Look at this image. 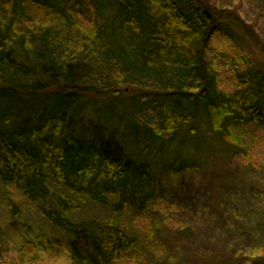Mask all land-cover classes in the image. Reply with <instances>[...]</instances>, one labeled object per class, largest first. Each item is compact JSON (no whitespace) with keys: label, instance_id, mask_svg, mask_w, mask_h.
I'll return each mask as SVG.
<instances>
[{"label":"trees","instance_id":"16d2710c","mask_svg":"<svg viewBox=\"0 0 264 264\" xmlns=\"http://www.w3.org/2000/svg\"><path fill=\"white\" fill-rule=\"evenodd\" d=\"M234 30L260 45L207 0H0V205L21 222V200L52 198L42 214L64 236L30 240L23 223L16 248L0 227V264H118L137 232L71 222L76 198L145 212L165 176L203 169L211 135L222 158L243 153L264 128V75Z\"/></svg>","mask_w":264,"mask_h":264},{"label":"rangeland","instance_id":"374dc122","mask_svg":"<svg viewBox=\"0 0 264 264\" xmlns=\"http://www.w3.org/2000/svg\"><path fill=\"white\" fill-rule=\"evenodd\" d=\"M211 6L231 9L251 25L259 37L254 45L239 30L233 34L264 75V0H207ZM219 46L222 42L219 41ZM223 82L230 86L231 73L225 72ZM163 101H158L161 106ZM147 105L151 111L152 107ZM196 137L203 140L204 134ZM201 138V139H200ZM209 139V138H208ZM203 169L181 176H165L162 198L145 212L127 208L115 213L87 197L76 198V209L69 215L71 222L98 221L105 224L110 218L119 226L138 234L136 247L118 264H264V128L255 141L247 138L243 153L225 155L223 140L211 135ZM216 155L217 158H211ZM206 162V163H205ZM51 192H67L51 184ZM21 222L13 221L0 205V227L13 245L19 247L24 237L23 223L31 226L26 236L34 240L42 232L46 237L63 239V234L42 214L56 208L52 198L47 201L21 200ZM43 257V256H42ZM42 264H68L67 258L48 259Z\"/></svg>","mask_w":264,"mask_h":264}]
</instances>
